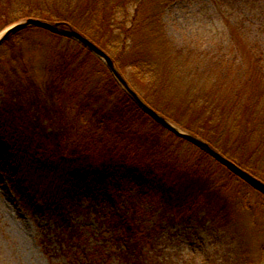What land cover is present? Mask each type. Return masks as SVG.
Segmentation results:
<instances>
[{
	"label": "trees",
	"instance_id": "16d2710c",
	"mask_svg": "<svg viewBox=\"0 0 264 264\" xmlns=\"http://www.w3.org/2000/svg\"><path fill=\"white\" fill-rule=\"evenodd\" d=\"M168 1L0 0V20L5 27L27 17L61 22L104 51L108 37L124 52L138 51L133 68L157 91L175 84L177 98L197 109L195 122L203 117L205 126H186L142 100L259 178L250 162L230 158L223 143L242 147L238 141L254 139L255 153L264 149V0H213L219 8L239 7L230 13L231 31L247 47L245 56L236 49L226 55L175 50L161 20ZM32 32L59 38L28 27L0 44L18 52L11 61L0 58L8 67L6 73L0 66V150L17 157L27 178L35 179L27 184L16 169L13 191L26 206L40 202L61 227L62 251L71 264H110L113 256L119 264H166L153 252L158 223L144 224L153 214L145 198L167 223L201 211L217 214L227 207L220 198L231 195L222 176L232 174L218 163L223 172L213 170L215 161L191 144L194 152L183 150L186 141L142 112L103 63L75 42L72 50L61 48L55 57L52 52L36 71L21 47ZM231 43L236 48L239 41ZM147 184L148 191L130 196V187ZM84 196L96 208L109 204L105 223L114 237L112 253L97 246L87 253L79 249L85 237L71 228L65 208ZM233 264L253 263L243 258Z\"/></svg>",
	"mask_w": 264,
	"mask_h": 264
},
{
	"label": "rangeland",
	"instance_id": "374dc122",
	"mask_svg": "<svg viewBox=\"0 0 264 264\" xmlns=\"http://www.w3.org/2000/svg\"><path fill=\"white\" fill-rule=\"evenodd\" d=\"M236 9L239 7L232 8L233 11ZM219 10L223 15L218 13ZM232 10L226 4L219 8L213 0H170L162 8L163 31L175 50L183 53L192 50L195 54L226 55L233 54V49H236L245 56L247 47L241 43V37L231 31ZM4 21L0 20V32L5 28ZM253 34L259 36V33ZM234 40L239 41L236 48L231 43ZM110 41L108 37L103 42L106 53L117 60L120 73L141 98L186 126L194 123L197 128L205 126L203 117L195 122L200 117L197 109H187L177 98L175 84L168 85L167 91L160 89L164 93L157 91L148 83L147 77H142L139 70L133 68L139 52H124L120 44ZM21 45L25 59L33 62L36 71L43 68L52 52L55 57L61 48H75L70 39L61 36L54 39L52 35L41 32L29 33ZM14 54L18 56L14 49H0V58L4 61H11ZM5 65H0L4 72L8 70ZM1 97L0 90V102ZM217 137L218 133L214 131V138ZM238 142L242 147H237V143L234 146L223 143L226 149L229 148V157L240 163L250 162L253 168H257L259 178L264 180V149L256 154L258 142L254 139ZM180 146L194 152L187 142ZM19 165L17 157L0 150V264H71L62 251L61 227L43 211L40 202L26 206L13 191L11 179L18 168L27 184L35 182L33 177L27 178L28 173ZM211 165L213 170L223 172L216 162ZM222 177L228 181L231 195L220 198V203H227V207L217 210V214L201 211L197 216L167 223L160 211L154 209V204L145 198V208L153 210V214L144 219V224L150 227L158 223L153 241L157 260L166 264H233L242 263L246 258L253 264H264V196L233 175L224 172ZM149 188V184L132 186L129 188L130 196H138ZM108 206L105 203L101 208L93 207L88 196L71 200L66 205L67 222L72 229L77 228L84 235L79 249L83 248L86 253L96 246L106 253L114 251V237L105 223V216L110 212ZM110 264H119L115 256Z\"/></svg>",
	"mask_w": 264,
	"mask_h": 264
},
{
	"label": "water",
	"instance_id": "95a60500",
	"mask_svg": "<svg viewBox=\"0 0 264 264\" xmlns=\"http://www.w3.org/2000/svg\"><path fill=\"white\" fill-rule=\"evenodd\" d=\"M28 27L42 29L51 34L70 39L71 41L80 45L82 48H84L86 51L91 53L103 63L116 83L148 117L154 120L166 131L175 135L177 138L186 141L187 143L195 146L196 148L209 155L214 161L222 165L231 174L235 175L239 180L243 181L249 187L264 196V182L262 180L252 175L245 169L241 168L230 159L223 156L221 153L211 147L207 142L168 120L152 107H150L147 103H145V101L142 100V98L130 87L128 82L116 67L112 58L104 50L99 48L96 44H94L87 37L82 35L71 26L63 25L61 22H49L38 18L27 17L6 26L0 32V44L5 41L10 35L16 34Z\"/></svg>",
	"mask_w": 264,
	"mask_h": 264
}]
</instances>
